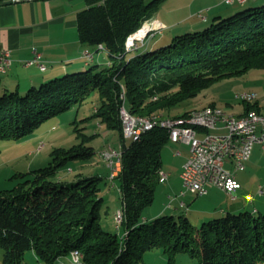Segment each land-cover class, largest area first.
Segmentation results:
<instances>
[{"label":"trees","instance_id":"16d2710c","mask_svg":"<svg viewBox=\"0 0 264 264\" xmlns=\"http://www.w3.org/2000/svg\"><path fill=\"white\" fill-rule=\"evenodd\" d=\"M166 1L85 0L77 25L81 44L94 55L93 60L85 58L87 68L25 93H0V141L28 139L48 119L98 96L94 113L85 121L95 119L119 134L121 170L113 180L120 181L121 226L126 230L120 239L101 223L102 176L80 173L70 183L58 177L64 169L74 171L72 162L90 161L96 155L89 144L97 134L82 133L76 120L72 124L79 144L57 148L49 166L16 174L17 184L0 190L4 264H23L28 251L45 264H65L69 256L74 264V253H82L83 264H142L143 254L157 249L169 264L178 253L199 258V264H264V213H228L201 226L185 215L144 221L161 184L162 152L170 137L166 129L156 127L127 143L119 115L122 92L133 115L170 117L172 110L216 82L264 69V6L218 17L205 30L173 35L166 42L152 43L164 28L156 29L138 48L127 51V39L156 20ZM100 54L106 55L107 63H96ZM246 106L244 114L259 110L256 104Z\"/></svg>","mask_w":264,"mask_h":264},{"label":"crops","instance_id":"0c3cea01","mask_svg":"<svg viewBox=\"0 0 264 264\" xmlns=\"http://www.w3.org/2000/svg\"><path fill=\"white\" fill-rule=\"evenodd\" d=\"M86 6L85 0H19L13 4L0 5V51L10 50L13 58L9 72L0 73V93L15 90L25 93L28 89L46 82L48 78L60 77L87 68L84 51L91 48L81 44L77 25L78 13ZM215 6L208 4L198 7L200 14L195 17V7L190 4L188 8L193 10L192 16L189 15L173 23L162 19L159 11L156 22L164 27L162 34L166 31L170 33L168 38L200 31L210 21L209 17L202 16L205 9L213 12L216 10ZM164 7L162 6L161 9ZM178 8V10L182 9L181 6ZM218 17L221 15L217 13L214 20ZM33 48L41 53L43 61L47 64L45 71L36 65L25 66V62L34 58ZM96 61L108 62L105 54L97 55ZM210 105L220 107L218 102L211 101L194 109ZM246 107L245 105L244 110L236 113L235 116L243 115ZM168 144L172 146L168 147L166 153L172 157V160L167 162L162 153V172L168 174V179L163 181L161 178V186L159 185L156 191L153 205L144 214V221L166 215H185L194 225L200 226L203 222L224 217L228 213H264V195L259 194V187L264 186V182L260 181L264 179V166L257 164L258 158L264 155V151L259 145L254 146L244 170L235 172L233 166L228 165L242 185V188L235 193L236 199H233L217 187L210 188L208 194L203 197L185 192L181 175L189 159L190 149L182 143L170 141ZM178 145L187 147L186 152L180 150ZM184 192L185 194L182 195ZM101 195L105 199L103 193ZM248 195L254 196L253 202L248 200ZM64 263H69L68 257L64 259Z\"/></svg>","mask_w":264,"mask_h":264},{"label":"rangeland","instance_id":"374dc122","mask_svg":"<svg viewBox=\"0 0 264 264\" xmlns=\"http://www.w3.org/2000/svg\"><path fill=\"white\" fill-rule=\"evenodd\" d=\"M190 4L195 7V17L200 14L198 7L208 4L216 5V10L210 12V10L205 9L202 15L210 18L207 24V26L210 27L215 22L214 18L217 13L223 18H227L247 9L262 7L264 6V0H248L244 4L236 3L233 5L226 4L225 0H167L162 5L165 7L160 10L162 15L161 18L173 23L179 22L189 15V17H191L193 10L188 8ZM180 6L182 9L178 10ZM207 26L202 30L208 28ZM162 31H157V33H161ZM168 36H170V33L167 31L164 32V34H159L152 43L162 39L163 42H166ZM151 38L152 37H150V39ZM52 79L53 78H48L46 82ZM40 85L41 84H39V86ZM246 93H257L260 101L264 102V69H253L242 77L226 78L216 82L210 88L203 91L198 98L185 102L179 108L172 110L170 117L181 115L185 111H189L211 101L218 102L220 107L217 108L228 115H235L236 113L242 112L245 105H250L239 98V96ZM97 104L98 96L94 95L89 98L81 108L75 106L62 115L48 119L36 133L28 139L21 141H0V190L13 188L17 184V180L14 179L16 174L28 173L49 166L53 162V152L57 148L69 149L79 144L81 140L78 139L77 135L74 133V126L72 124L74 121L78 120L80 128L83 129L82 133L88 135L97 134L96 138L89 144V146L95 148L96 155L90 161L72 162L70 167L73 168L74 172L71 173L64 169L60 171L58 177L69 183L76 180L80 173L88 177L98 175L104 177L101 188L105 197V202L102 206L101 223L105 230L119 235L120 239H122L126 230L124 226L118 229V223L116 221V215L123 207L119 190L120 181L119 179L111 180V169L107 166V162L103 156V153L109 146L120 150L121 141L116 131L107 130L100 125L99 121L95 119L85 121L86 118L92 116ZM129 142L130 140H127V143ZM169 146L172 145L168 144L162 152L167 162L172 160V157L166 153ZM178 146L180 150L186 152L187 147ZM258 148L256 147V149ZM257 164L264 166V155L258 158ZM260 181L264 182V179ZM156 208L157 205L155 209ZM146 210L144 214H146L149 209L147 208ZM201 225L202 224H200V226ZM69 258L71 259L72 256H69ZM0 264H4V251L2 249H0ZM23 264L45 263L38 261L35 254L32 251H28L25 255ZM68 264L72 263L69 262ZM142 264H169V260L161 250L157 249L144 253L142 256ZM174 264H199V258H193L188 253H178L175 257Z\"/></svg>","mask_w":264,"mask_h":264},{"label":"built area","instance_id":"2783aa9c","mask_svg":"<svg viewBox=\"0 0 264 264\" xmlns=\"http://www.w3.org/2000/svg\"><path fill=\"white\" fill-rule=\"evenodd\" d=\"M7 1V0H3ZM19 1V0H12ZM248 0H225L228 5L236 3H246ZM157 21V20H152ZM147 23V22H146ZM146 23L140 34L130 36L126 41V50L138 48L139 43L143 44ZM102 49V46H99ZM34 58L25 62V66H38L45 71L47 64L43 61L41 53L33 48ZM87 60H93L94 55L89 51H84ZM13 65L12 53L10 50L0 51V73L6 74ZM250 95L251 103H262L257 93H246ZM240 98V96H239ZM120 119L123 126V135L126 140L138 141L143 133L151 131L156 127H161L169 132L170 141L182 143L189 147L190 156L183 167L182 181L185 192H190L198 197L206 196L209 189L217 187L236 199L235 193L242 185L237 176L228 165L231 164L235 172L245 169V163L251 157L254 146L259 145L264 151V120L240 121H215L196 120L187 122L171 120L169 123L146 122L144 120H132L125 107L120 106ZM235 131L251 132V139L230 142V135ZM107 166L111 169V180H113L121 170L122 151L111 146L103 153ZM160 178L168 179V174L161 172ZM182 193V195L185 194ZM259 194L264 195V186L259 187ZM248 200L253 202L254 196L248 195ZM118 227L123 222V211L116 215ZM74 264H83L82 253H74Z\"/></svg>","mask_w":264,"mask_h":264},{"label":"bare ground","instance_id":"6f19581e","mask_svg":"<svg viewBox=\"0 0 264 264\" xmlns=\"http://www.w3.org/2000/svg\"><path fill=\"white\" fill-rule=\"evenodd\" d=\"M241 4H244V3H241ZM163 28L164 27L161 24L157 23L156 21H151V22L146 23V31L144 32V40L147 37L154 34V30L163 29ZM142 30H143V26L141 27V29H139L136 33H134L131 36L140 34ZM120 99H121V102H120L121 106L125 107V113H128V116H130L132 120H144L146 122L160 121V123H169L171 122V120L182 121V119H186V118H187V122H194L196 120L232 121L234 119H238L240 121L264 120V104L262 103H251L250 105L256 104V106L259 107V110H251L241 116L228 115L227 113L223 112L217 107L210 105L204 108L194 109L185 117H177V118L173 117L172 118V117H165L162 115H156L153 117H141V116L133 115L127 107V97H126L125 92H122ZM240 99H242L244 102L249 103L250 95H241ZM246 139H251V132L235 131L230 135V142H237V141L246 140ZM73 261H74V256H73Z\"/></svg>","mask_w":264,"mask_h":264},{"label":"water","instance_id":"95a60500","mask_svg":"<svg viewBox=\"0 0 264 264\" xmlns=\"http://www.w3.org/2000/svg\"><path fill=\"white\" fill-rule=\"evenodd\" d=\"M13 3H15V1L7 0V1L0 2V5H8V4H13ZM123 146L125 147L126 144L123 143Z\"/></svg>","mask_w":264,"mask_h":264}]
</instances>
